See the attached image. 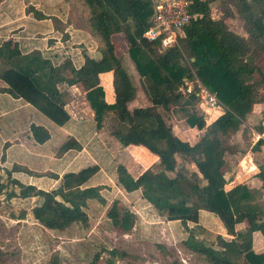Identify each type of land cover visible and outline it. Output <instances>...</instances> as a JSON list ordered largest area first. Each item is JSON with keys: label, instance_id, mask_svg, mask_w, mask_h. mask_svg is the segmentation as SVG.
Returning <instances> with one entry per match:
<instances>
[{"label": "trees", "instance_id": "trees-1", "mask_svg": "<svg viewBox=\"0 0 264 264\" xmlns=\"http://www.w3.org/2000/svg\"><path fill=\"white\" fill-rule=\"evenodd\" d=\"M212 1L190 0L189 11L195 17L184 26L178 44L160 52L157 42L143 37L151 14L149 0H83L88 8L89 31L98 38L99 49L94 48L90 54L82 49V61L78 64L67 56L57 63L54 54L22 53L17 41L5 39L0 43V63L5 62L6 68L0 71V77L8 84V92L22 97L57 124L69 118L63 108L65 93L57 85H80L86 91L97 128L110 120L108 128L104 126L110 136L124 146L141 145L157 156L156 162L137 177L123 164H117L116 180L126 192L139 189L141 197L165 220H178L187 231L189 224L199 222L200 212L204 211L216 217L226 233L232 235L228 239L217 234L215 242L208 245L189 232L181 242L185 250L201 256L208 264H264V252L256 253L252 249V233L259 231L264 237V202L255 205L258 191L244 182L226 188L228 182L222 172L224 154L228 151L222 137L238 130L254 104L264 105V95L259 92L264 76L255 62L258 53L264 54V0H220L226 17L233 14L227 4L234 6L244 21L247 38L230 30L224 20L211 17ZM26 10L36 19L44 18L31 5ZM116 33H123L129 43L128 55L142 79L149 106L132 109L127 106L135 97L136 88L117 55L112 40ZM183 52L189 64L185 63ZM192 70L223 107L207 126L204 113L199 115L187 109L197 102L196 96L186 94L183 87L184 80L193 76ZM106 71L112 72L115 97L112 103L105 101L99 80V74ZM254 73L260 74L258 82L252 80ZM174 106L182 107L187 113L189 127L201 130L206 126V132L196 143L190 144L175 135L157 111V107ZM30 130L36 142L48 138L47 130L41 125L32 124ZM263 143L262 138L257 139L251 150H257ZM73 145L76 146L74 141H68L62 148ZM177 155L190 158L196 172L188 176L178 170ZM94 171L95 168L88 167L78 173L64 174L50 190L15 179L11 183L18 187L16 196L41 198L31 208L32 217L39 224L48 229H63L87 221L88 200L104 203L101 186L84 185ZM199 175L204 181L201 185H198ZM257 177L264 188V166L259 167ZM106 216L120 233H129L134 225L135 214L128 208L119 209L118 199L112 200ZM240 224L243 226L236 231ZM104 250L112 257L128 256L115 248ZM99 259L100 254L95 253L89 264H97ZM111 263L112 259L106 261Z\"/></svg>", "mask_w": 264, "mask_h": 264}, {"label": "crops", "instance_id": "crops-1", "mask_svg": "<svg viewBox=\"0 0 264 264\" xmlns=\"http://www.w3.org/2000/svg\"><path fill=\"white\" fill-rule=\"evenodd\" d=\"M16 1L18 2L0 0V43L5 39L15 40L22 53L39 51L42 55L51 54L52 56L54 54L57 63L67 56L73 59L75 64H78L82 61V49H85L89 54L93 51L94 48H89L84 43L88 39L86 30L70 26L66 2ZM28 4L40 11L44 18L36 19L32 12H27ZM80 44L83 46L80 47ZM4 68L6 66L1 67L0 63V71ZM99 80L104 90L105 101L114 102L112 72H101ZM57 87L65 93L63 108L69 117L62 124L54 122L22 97L14 96L8 92L6 90L8 84L0 77V174L3 172L10 180L15 179L25 185L31 184L43 190H50L59 184L64 174L78 173L83 169L93 167L95 171L90 174L84 185L109 184V181H112L120 193L139 192L140 198L144 200L139 189L126 192L117 183L116 166L119 163L123 164L133 177H137L144 169L156 162L157 156L141 145L124 146L103 128H97L93 119V111L86 99V91L80 85L69 86L60 83ZM132 103L133 105L130 107ZM149 105L148 98L140 97L137 90L135 97L127 103L129 109ZM161 109V107H157L159 113H161ZM167 110L172 114V109ZM173 119H175L173 115H170L171 124L174 123ZM213 119L214 117H210L206 120V126ZM32 124L41 125L47 130L48 138L44 142L39 143L34 140L30 130ZM206 126L198 130L187 125L188 128L185 132L176 135L182 140H188L186 138L191 137L192 143L190 144H193L204 134ZM251 138L253 145L259 138L264 140V130L254 132ZM68 141H74L76 146L62 148ZM249 155L247 153L238 157L236 163L229 159L228 166L223 167L222 172L228 182L226 188L231 187L235 182H244L248 187L256 189L258 193L264 189L261 187V180L257 177L259 166ZM247 156L251 160L248 165L252 170L242 175L239 171V163H242ZM192 170V172H196V169ZM8 171L9 174H7ZM27 198L35 201L30 207V211L34 205L41 202V198L37 196L19 197L20 200ZM118 201L122 205V201L120 199ZM144 201L146 202V200ZM146 203L151 206L148 202ZM211 215L201 211L197 224L210 229L208 223L201 221V217L210 218ZM166 221L179 222L178 220ZM238 227L236 231L239 229ZM258 233L260 234L259 231L252 233V249L256 253H261L264 252V239ZM220 234L223 237H232L226 231L220 232Z\"/></svg>", "mask_w": 264, "mask_h": 264}, {"label": "rangeland", "instance_id": "rangeland-1", "mask_svg": "<svg viewBox=\"0 0 264 264\" xmlns=\"http://www.w3.org/2000/svg\"><path fill=\"white\" fill-rule=\"evenodd\" d=\"M24 1L35 2V0ZM15 2L18 1L15 0ZM49 2H66L70 26L86 30L88 33V39L84 42L86 46L99 49L98 38L89 31L88 8L83 0H49ZM28 5L30 6V4ZM227 6L232 10V16H225L220 0L210 2L211 17L224 20L230 30L247 38L248 33L245 30L243 19L238 15L233 5L228 3ZM113 41L118 56L130 74L140 97L146 98L142 90V79L128 55L129 43L124 34H114ZM183 56L185 63L189 64L185 52H183ZM255 62L260 73L264 76V54L258 53ZM3 66H6L5 62L1 63V67ZM192 73H194L193 70ZM252 80L258 82L260 74L254 73ZM259 92L262 96L264 95V85H259ZM170 109H172V114L167 109H161V114L166 123L171 126L173 133L181 135L188 128L187 113L179 106ZM187 109L199 115L203 113L198 101L188 106ZM214 114L211 115V118L214 117ZM170 115L175 118L172 124L169 120ZM109 124L110 120H107L103 125L108 128ZM262 124H264V106L263 103H257L253 105L252 111L239 125L238 130L222 137L228 146V151L224 154V166H228L229 159L236 163L238 157L247 153L251 155H249L251 158L253 157V161L259 167L264 166V143L257 150H251L253 147L251 137L260 127L263 126L264 130ZM104 126L102 128L106 131ZM186 139L188 140L185 141L192 143L191 137ZM249 156L244 162L248 163ZM177 169L189 176L193 173L192 169H196V167L190 158L177 155ZM1 177L3 189L0 190V264H89L95 253L100 254L97 264H106L108 259H112L111 264H170L173 261H176L177 264H208L201 256L185 250L181 243L182 240L189 232H192L197 239L210 245L215 242L217 234L225 231L221 222L212 215L210 218L201 217V221L208 223L210 229L202 227L201 224H189V231H187L179 222H167L152 206L140 198L139 192L120 193L116 185L108 179L109 184L99 185L105 200L104 203L95 199L87 201L85 211L88 218L85 223H72L63 229H48L39 224L30 213V207L35 201L31 198L20 200L15 195L18 192V187L11 183L5 173L2 172ZM201 184H203V180L199 176L198 185ZM113 199L122 201V205L119 204V209L125 207L135 214L134 225L129 233L115 231L111 220L106 216V211ZM263 202L264 189L256 195L254 204L261 206ZM242 226L243 224H240L238 228ZM259 235L262 237L261 234ZM224 237L227 238V236ZM262 239L264 238L262 237ZM112 248L124 251L128 256L125 258L112 257L104 250ZM256 249L258 250V248Z\"/></svg>", "mask_w": 264, "mask_h": 264}, {"label": "built area", "instance_id": "built-area-1", "mask_svg": "<svg viewBox=\"0 0 264 264\" xmlns=\"http://www.w3.org/2000/svg\"><path fill=\"white\" fill-rule=\"evenodd\" d=\"M149 1L151 14L143 37L149 41L157 42L158 50L162 52L178 44V38L183 35L184 26L195 17V14L189 11L190 0ZM183 87L186 94L196 96L203 108V116L206 120L213 113L223 111L216 95L205 87L194 73L191 78L184 80ZM250 161L239 163L240 174L245 175L252 170L248 165Z\"/></svg>", "mask_w": 264, "mask_h": 264}]
</instances>
